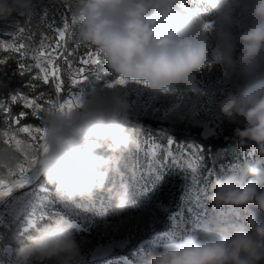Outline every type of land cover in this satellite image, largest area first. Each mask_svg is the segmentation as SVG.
Listing matches in <instances>:
<instances>
[{
	"label": "clouds",
	"instance_id": "1",
	"mask_svg": "<svg viewBox=\"0 0 264 264\" xmlns=\"http://www.w3.org/2000/svg\"><path fill=\"white\" fill-rule=\"evenodd\" d=\"M34 0H0V18L34 15ZM53 3L58 0H52ZM78 38L128 82L166 95L177 88L198 96L194 74L214 59L225 73L245 82L216 107L236 124L240 147H254L264 161V0H68ZM213 17L211 29L205 25ZM125 85V84H124ZM123 86V85H120ZM129 105L120 94H93L71 112L44 117L46 151L33 152L32 166L62 200H93L103 193L117 215L132 200L121 165L139 146L129 124ZM13 147L0 146V169L21 164ZM214 215L200 235L150 249L140 264H262L264 262V168L260 161L217 177L206 197ZM234 210H241L243 223ZM21 264H79L80 245L70 223L59 218L37 229L15 249Z\"/></svg>",
	"mask_w": 264,
	"mask_h": 264
},
{
	"label": "bare ground",
	"instance_id": "2",
	"mask_svg": "<svg viewBox=\"0 0 264 264\" xmlns=\"http://www.w3.org/2000/svg\"><path fill=\"white\" fill-rule=\"evenodd\" d=\"M192 2L195 3L196 0H192ZM33 8L34 15L28 18L15 15L7 18H0V39L13 42L11 38L12 34H15L20 27H25V33H18L14 42L17 44L20 42L25 43L27 48L22 51L28 53L27 57H22L20 53L0 49V60L4 61L0 63V117L7 120L17 116L22 111H29L23 109L19 103L13 104L10 100L12 95L23 93L31 97L40 96L41 99L39 102L41 103H46L50 100V103L46 106L44 115L38 114V116L34 117L29 113L20 123L24 125L30 121V119H33L38 123L37 127L45 128L43 123L44 117L46 114L55 111L57 94L55 93L52 83L44 84L42 80L34 79V77L38 75V70L31 67L34 61L28 57L31 55V49L38 45L41 35L45 34L49 37H55L53 29H62L65 17L69 16L70 19V15L68 0H58L56 3H53L52 0H34ZM29 36H31L32 39H29ZM63 42L64 63L60 66V75L62 79L65 80V86H68L67 94L74 95L75 101H77L78 104L81 98H85L91 93L100 94L105 97H111L113 94H120L127 100L129 105V126L144 128L155 127L161 131L173 130L172 133L170 132L172 134L171 137H174L175 134H181L185 136L192 135L194 137L200 136L206 140L222 137L226 141L230 140L232 135L231 132L235 131L237 127L236 124L229 123L222 119V123H225V130H223L224 132L222 133H217L216 128H213L208 121V125L200 128L190 126L187 123L183 109L190 96L198 97L200 93L206 90L210 85H213L212 81L205 80L204 75L194 74L198 96L186 93L182 87L175 89L172 95L155 93L134 82H128L123 86L114 85L116 75L99 55L101 60L96 64L87 65L86 71L83 74L84 78L81 82L73 86L71 85L72 76L76 69L85 67L81 63V60L92 52V49L87 48V45L80 41L77 28L73 24H70L69 29L66 31ZM210 54L211 60L208 61V64L204 68L205 76L217 72L221 81L226 80L229 77V73L223 72L219 65L216 64L214 59L215 47L210 50ZM22 63L28 67L22 69L20 67ZM89 66H92V72H90ZM110 84L113 86L109 87ZM224 90L226 93L234 91L235 86H229L228 88H224ZM224 95L225 94L222 93V98ZM202 115L201 113H195L194 118H201ZM205 116L203 115V117ZM167 123H169V126H167ZM195 128L200 131L195 132ZM145 141L147 142V146H149L153 140L147 139ZM145 147V145H140L139 143V146L135 149L137 152L139 151L142 153ZM150 147L148 153L150 160L148 162L146 160L147 163H144L145 166L140 168V165L134 162L131 168L133 174H141V176H139L141 180H148L141 183V190L148 195L146 201L141 202L138 201L137 198H134L132 191H134L135 188L131 180L135 178L129 177L121 170L124 174L123 182L129 184L132 200L128 211L122 215L116 214L113 204L108 201L103 193L98 194L91 201L79 198L73 201L60 199L55 194L54 190L41 184L44 177L40 174L38 169V172L33 175L29 183V188H33L34 191L37 190L44 195V198L33 199L32 203L27 208L23 215L24 224L21 228L22 234L32 231L35 232L37 229L52 223L56 219L64 218L70 223L71 231L75 239L84 238L92 241L90 242L93 247L87 253L85 252L83 254L84 256L79 264H140L141 258L144 257L150 249H159L170 241H180L187 236L197 235L199 234L198 232H202L203 229L199 230L200 226L204 225L207 227L210 217L214 215L210 204L205 198L207 197V193H202V195L200 194L199 196L194 195L195 203L200 209L190 210V216L186 215L182 207V202L187 194L188 184L185 171L189 173L193 170L196 171V181L198 182L202 169L205 167V164L201 162L196 163L195 157L198 156L199 151L194 148L195 150L192 153L190 152L192 149L190 151L188 150L184 144V140H175V138H172L168 141L163 150L164 156H162L164 159L160 160L158 148H155L154 144H151ZM254 154H256V152L254 147H252L251 157H253ZM188 161H192L194 168L192 167L193 165H190L191 167L188 165ZM25 165L28 167L26 163ZM174 166L175 171H172ZM160 169L170 173V176H165L166 178L163 182H159L157 179L160 174ZM34 170L29 171L28 168L27 171L23 173L25 176L15 182L26 179L28 175L33 174ZM152 176L156 181L150 182ZM21 187V183L10 184L8 189L0 194V200L10 196ZM165 190H168V195H171L172 199H174L169 205L171 213L166 218V223L168 225H173L172 231L164 234L157 232L155 229L146 230L147 232H144L145 234L143 233L139 238L135 237L133 235L134 233H122L121 237H114L110 242V238L114 235L112 233L114 230L111 231V227H109L111 223L117 222L118 226L120 224V228L118 227L119 229L115 230L114 233L121 230L124 225H132L133 220L129 216L133 215L135 217L138 214L140 215L142 210H146L149 206V201L153 197V194L157 191L164 192ZM234 212H236V210H234ZM115 225L116 224H114V226ZM159 238H165L162 242L160 241L162 246L157 244ZM129 251H132L134 258L126 254ZM3 254H8V262L11 264H14L17 260L13 247L11 250L10 247H3ZM0 264L4 263L0 261Z\"/></svg>",
	"mask_w": 264,
	"mask_h": 264
},
{
	"label": "trees",
	"instance_id": "3",
	"mask_svg": "<svg viewBox=\"0 0 264 264\" xmlns=\"http://www.w3.org/2000/svg\"><path fill=\"white\" fill-rule=\"evenodd\" d=\"M231 80L234 84L236 83V88L241 86L245 82V79L240 75V73H237L236 75L232 73ZM129 127L134 130L140 145L146 146L145 147L146 150L144 149L145 152L144 151L142 153L139 151L137 152L136 149L134 148L135 150L133 149L131 151L132 153L131 152L127 153L124 157V161H123L124 163L121 165V170L124 173H126V175H128L129 177L135 178L134 180H131L135 188L134 191H132V193H133L134 198L135 199L137 198L138 201H141V202L146 201L148 198V195L146 193H143V191L141 190V183L148 181V180L147 179L141 180V177H139L141 176V174L140 173L138 175L133 174L131 172V168L134 162L140 165V168L145 166L144 163H147L150 160L148 153L151 148L150 147L151 144H154L155 148H158L160 152V157H159L160 160L164 159L163 150L166 147L168 141L172 138L173 139L175 138V140H184V144L186 145L189 151L192 149L190 151L192 153L195 149L199 151L198 156L195 157L196 163L201 162L205 164V167L202 169L201 176L199 177L198 182L196 181L197 179L195 175L196 171L193 170L190 173L188 171H185V174L188 178V184H187V194L184 197V200L182 202V207L184 208L187 216L191 215L190 210L200 209V207L195 203V196H199L200 194L202 195V193H207L208 195V188L215 178L238 171L239 168L246 162L251 163V162L260 161L261 167L264 168V162L261 161V158L257 155V153L254 154L253 157H251L252 147H243V148L240 147L239 138L235 136V131L231 132L232 135H231L230 140L226 141L222 137L217 138V139H207V140L201 138L200 136L194 137L192 135L185 136V135L175 134L174 137H171L172 134L169 133L168 131H164V130L161 131L155 127L153 128H144V127H139V126L137 127L129 126ZM194 131L199 132L200 130L195 128ZM146 138L149 140H153L151 141L149 146H147V142L145 141L147 140ZM188 165L192 166L193 165L192 161H188ZM192 167L194 168V165ZM159 171H160V174H159V177L157 178L159 182H163L166 177L170 176L169 175L170 173L169 172L167 173V171H164L163 169H160ZM152 181H156L153 176L150 178V182ZM41 184L48 186L49 188L54 190V187L52 185H49L47 181L45 180V178L42 179ZM35 192L43 196V194L39 193L37 190H35ZM235 215L236 217H240V219H238L237 222L243 223L242 211L236 210ZM8 222L10 223L9 229L0 226V246L1 247L10 245L14 249H16L20 245L21 242L26 241V238L29 235L34 233L32 231L26 234H22L21 228H22V225L24 224L23 216L21 217L18 224L11 222V221H8ZM200 232H198L199 234L197 235H200L201 234ZM131 253L132 251L131 252L129 251L126 254L134 258L133 253L132 254ZM16 263L21 264V261L17 258L14 264ZM29 264H36V263H33L31 261L29 262Z\"/></svg>",
	"mask_w": 264,
	"mask_h": 264
},
{
	"label": "snow or ice",
	"instance_id": "4",
	"mask_svg": "<svg viewBox=\"0 0 264 264\" xmlns=\"http://www.w3.org/2000/svg\"><path fill=\"white\" fill-rule=\"evenodd\" d=\"M70 24H72V21L69 19V16H66L64 19L63 28L53 29L55 37H49L45 34H42L38 45L31 49V55L28 57L34 61V64H32L31 67L38 70V75L34 77V79H40L44 84L52 83L57 95L64 90V82L61 78L60 70L56 64V60L59 59V48L65 39L66 31L69 29ZM212 26L213 22L209 21L205 25V28L211 29ZM25 31V27H20L15 34H12L11 38L13 42L0 39V49L4 51H14L20 53L22 57H27L28 53L22 51L27 48V45L23 42H20L19 44L14 42L18 33L23 34ZM29 39H32V37L29 36ZM3 62V60H0V63ZM98 62V51H92L86 57L82 58L81 63L85 67L76 69L74 75L71 78V85L75 86L77 83L81 82V80L84 78L83 74L86 71L87 65L96 64ZM20 67L25 69L28 66L22 63ZM126 83L127 82L123 77H120L114 81V85H124ZM134 83L141 84L144 82L136 81ZM111 86L113 85L110 84L109 87ZM40 99V96L31 97L23 93H17L10 97V100L13 104L19 103L23 109H27L29 111H22L17 116L5 120L6 127L0 129V142H2L3 145L15 148L23 158V162L19 164L15 170H8V176L15 175L17 170L21 175H23V173L27 171V169L30 168L35 162V156H33L32 153H39L41 151L47 150L46 145L44 144V134L46 129L43 127H35L33 125H21L20 123V121L23 120L29 113L35 117L38 116V114L45 112L46 106L50 103V100H48L46 103H41L39 102ZM78 106V103L73 105L71 101H66L64 104L59 106V110L71 112L74 107ZM20 134H26V138H20ZM25 163L28 165V167H25ZM3 185H5V181L3 178H0V186Z\"/></svg>",
	"mask_w": 264,
	"mask_h": 264
},
{
	"label": "rangeland",
	"instance_id": "5",
	"mask_svg": "<svg viewBox=\"0 0 264 264\" xmlns=\"http://www.w3.org/2000/svg\"><path fill=\"white\" fill-rule=\"evenodd\" d=\"M213 19H214L213 17L209 16V20L211 22H213V24H214L215 20H213ZM209 44H210L209 45V61H210L211 60L210 50L215 47L214 38L211 34L209 36ZM196 73L198 75H204L205 80L212 81L213 85H210L211 87L209 86L206 90H204L202 93H200V95L198 97L190 96L186 106L183 109L185 119L190 126L199 127V128L208 125L207 124V121H208V123L211 124V126L213 128H216L217 133H222V132H224L223 130H225V126H224L225 123H222V120H221L220 116L218 115V112H216V110H217L216 105H217L218 101L222 99V97L220 98V96H219V91L221 90V87H222L221 84L224 83L225 80L221 81L220 77H218L217 72L213 73L212 75L209 74V75L205 76L204 69H202ZM237 73H239V72H235L233 74L236 75ZM231 77H232V73H229V77L226 80H229ZM229 86L234 87L235 84L233 82H228V87ZM222 93L226 94V91L224 90V88H222ZM93 94H95V93H91V94L87 95L85 98H81L79 101V105L82 106L83 104H85L91 98V96ZM204 105H205V107L213 106V111L210 114H203L204 116L206 115L205 117H203V115H202L201 118H194V114L196 113L195 112L196 109L199 107H202ZM208 105H210V106H208ZM45 112H42L40 114L44 115ZM205 122H206V124H205ZM221 123H222V125H221ZM24 125H33V126L37 127L38 123L35 120L30 119V121H28ZM167 126H169V123H167ZM5 127H6L5 119H3V117H0V129H3ZM168 129H170V128H168ZM169 131H173V130H169ZM20 138H22V139L26 138V134H20ZM28 142H30V141H28ZM0 146H3L2 142H0ZM25 167H26V165H25ZM35 168H37V167L32 166L29 168V171H32ZM172 169H173L172 171H175V166ZM23 176H25V175L24 174L21 175L18 170L16 171L15 175L8 176L6 173V170L0 169V178H3L5 181V185L0 186V194L5 192L8 189V186L10 184H12V182L17 181L18 179H20ZM168 194H169L168 190H165L164 192L163 191L155 192L153 194V197L150 199L149 206L146 208V210H142V212H141L142 214L140 213V215L138 214L135 217L133 215L129 216L132 218L133 224L132 225L128 224L126 226L124 225L121 230L117 231V233H114V231L120 228L119 227L120 224L118 226L117 222L111 223L109 225V227H111V231L114 230V231H112V233L114 235L112 238H110V242L114 239V237H116V238L121 237L122 233L123 234H130V233L133 234L134 233L133 235L135 237L139 238L140 235H143L144 232L146 233L148 230H151V229H155L157 232L164 233V234H167L168 232L172 231L173 225H171V224L168 225L166 223V218L171 213V209L169 208V205H170V203L173 202L172 200H174V199H172V196L168 195ZM35 198H44V195L42 196V195L38 194L37 192H35L33 190V188L32 189L31 188L23 189L17 193L10 195L6 199L8 201L7 205L3 208V211L5 212V214L1 213L0 219H3L4 221H11V222L18 224L21 217L25 214L27 208L30 206L32 200ZM114 224H116V225L114 226ZM204 228H206V226L201 225L199 230H202ZM162 237H164V236H162ZM163 239H165V238H159L157 240L158 241L157 244L159 246H162L161 242ZM90 241L91 240H87L84 238H78L77 239V242L80 245V251H81L82 257L84 256L83 254L85 252L87 253L93 247V245L91 243L92 241L91 242ZM262 264H264V262H262Z\"/></svg>",
	"mask_w": 264,
	"mask_h": 264
},
{
	"label": "built area",
	"instance_id": "6",
	"mask_svg": "<svg viewBox=\"0 0 264 264\" xmlns=\"http://www.w3.org/2000/svg\"><path fill=\"white\" fill-rule=\"evenodd\" d=\"M63 46H64V42L60 46L59 59L56 60V64L59 67V69H60V66H62L63 63H64L63 62ZM87 48H90V47L87 46ZM92 51H94V50L92 49ZM100 60H101V58H99V61ZM89 70H90V72H92V66H89ZM231 79H232V77L229 80H225L224 83L221 84L222 87H221V90L219 91V96L222 97V88H228V82H232ZM63 82H64V90L62 92H60L58 95H56L55 111L59 110V106L61 104H64L66 101H71L73 103V105L77 104V101H75V96L72 95V94H67V87L68 86H65V80H63ZM235 89H236V83H235ZM74 108H76V107H74ZM212 111H213V106H211V107L202 106V107L197 108L195 112L196 113H201V114H210ZM216 112H218V111L216 110ZM130 124H132V123H130ZM231 130H232V127H231ZM168 132L170 133L172 131L168 130ZM37 172H38V167L34 170L33 174L28 175V177L26 179H23V180H21L19 182L12 183V184H16V183H21L22 184V187L20 189H18V191L14 192V193H17V192H19V191H21L23 189H27V188L29 189V183H30L31 179L33 178V175H35ZM8 197L9 196H7L6 198H3L2 200H0V214L1 213L5 214V212L3 211V208L7 205L8 201L6 199ZM0 226L9 229L10 228V223L8 221H4L3 219H0ZM4 247H10V250L12 249V246H10V245L4 246ZM0 261H2L4 264H11V263L8 262V254H3V247H1V246H0ZM33 263H36V262H33Z\"/></svg>",
	"mask_w": 264,
	"mask_h": 264
}]
</instances>
